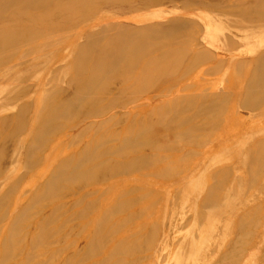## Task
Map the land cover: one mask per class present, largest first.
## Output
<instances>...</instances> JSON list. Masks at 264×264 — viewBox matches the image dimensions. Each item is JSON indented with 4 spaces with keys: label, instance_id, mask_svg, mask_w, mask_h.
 <instances>
[{
    "label": "bare ground",
    "instance_id": "1",
    "mask_svg": "<svg viewBox=\"0 0 264 264\" xmlns=\"http://www.w3.org/2000/svg\"><path fill=\"white\" fill-rule=\"evenodd\" d=\"M137 1L0 0V189H5L0 192V219L5 218L12 199L20 202L19 210L0 228V264H40L35 256L51 255L41 239L46 241L52 231L68 225L69 216L53 225V211L61 206L60 195L68 197L64 188L72 181H81L83 189L79 199L68 202V211L80 207L75 215L79 234L86 239L80 258L89 259V264H136L141 253L152 252L159 236L156 215L170 202L184 207L198 227H212V232L204 230L193 249L190 239L191 252L198 257L204 249H213L211 237L237 232L229 251L227 239L218 247V255L224 257L220 264H264V47H233L235 41L220 29L214 37L236 48L228 55L225 69L213 61L218 58L191 52L183 41L166 40L181 29L179 20L169 33L165 27L145 24L141 34L124 30L125 23L95 28L103 15L121 17L119 12L131 13L142 4L171 0ZM224 1L234 0L181 3L223 7ZM253 2L254 14L247 9L233 13L219 8L223 10L217 15L230 19V32L241 26L235 34L262 33L259 28L242 27L264 25V1ZM136 17L132 15L134 23ZM243 55L250 58L243 59L239 72L234 62ZM216 73L213 80L208 77ZM203 74L207 79L199 81ZM54 81H63L64 90L56 93L49 84ZM124 88L131 94L121 95ZM178 90H186L189 96L170 95ZM21 94L24 101L18 102ZM2 104L14 108L4 111ZM114 104L126 108L128 118L109 128L95 133L77 130V137L70 139L57 129L59 120L73 118L77 123V112L102 117ZM68 126L64 123L61 129ZM26 133L32 135V151L40 146L48 149L50 164L36 170L45 179L42 186L21 187L24 190L17 193V189L13 195L19 164L8 166L20 158L22 165L33 169L40 161L29 162ZM12 136L15 139L9 145ZM8 179L12 185L7 186ZM34 202L39 206L48 202L50 213L44 218L49 220L26 218ZM187 246L181 248L183 256ZM247 247L253 251L241 262L240 254Z\"/></svg>",
    "mask_w": 264,
    "mask_h": 264
},
{
    "label": "rangeland",
    "instance_id": "2",
    "mask_svg": "<svg viewBox=\"0 0 264 264\" xmlns=\"http://www.w3.org/2000/svg\"><path fill=\"white\" fill-rule=\"evenodd\" d=\"M181 1L182 0H171V1H168L165 3H157L156 5L155 4H153V5H151V4L143 5L142 4L140 8L135 9L131 13L119 12L121 17H118L119 15H113L110 19L107 16L103 15L102 17H100L97 20L95 28L96 29H104V28H107V26L109 27L111 24L114 26H118V25H120V23H125L124 24L125 27H123L124 30H126L129 33L136 32V34H141L145 30V28L143 27V25L145 24L144 26H149L148 28H153V27L155 29L161 28V30L163 27H165L166 29L164 32L167 31L166 33H169L168 30L175 24V22H177V20H179V21H182V22H180L181 23V29L173 36L171 34H168L166 36V40L170 39L171 41L172 40L183 41L184 43H186L188 49L191 52L196 53V51H201L200 53L204 52L205 55H209L208 57L218 58V60L215 59L213 61L220 63L222 65V68L226 67L225 64L229 60L228 55H232V52L235 53L234 50H236V48H233V47H236V45L241 44L245 47L253 46L251 48H254V49L257 47H258V49L261 47H264V42H263L264 41V25H252L251 23L243 24L242 27H245V29L248 27L249 28H259L262 31V33L256 32L255 34L248 35V37L247 36L244 37L240 34H235L240 29L241 26L232 27L231 28L232 32H230L228 30V28H230V25H228L229 24L228 21L230 19L229 18H220L219 15H217V12H219L218 10H223V9H219V8H224V9L229 8V9L234 11L233 13H238L244 9H247V11L251 12V14H254V6L252 4L254 3L253 1H255V0H234V1H230V2L224 1L223 7H215V6H209V5L205 6V5H201L199 2L182 4ZM194 1H199V0H194ZM213 1H215V0H213ZM257 1H264V0H257ZM135 2H138V1L135 0ZM250 2H251V4H250ZM227 3H228V5H226ZM213 9L215 12L213 11ZM37 12L39 13V11H37ZM133 14L135 15V17L137 16L135 18V19H137V20H135V23L132 21L133 20L132 19ZM123 18L126 20H124ZM251 20H253V19H251ZM155 22H156V24H155ZM220 29H223L224 31H226L228 33V35H230L232 37V39L235 41V44L233 47H230L223 40H220L218 37H214L219 32ZM261 40H262V42H261ZM247 43H249V44H247ZM254 43H256L257 46L254 45ZM254 46H256V47H254ZM249 55L238 56L241 59L238 58L239 60L238 59L235 60L234 64L236 65L237 70H239V72L242 71V67H243V65H241V62L243 61V59L247 60L248 58H250ZM221 62H223V63H221ZM223 65H224V67H223ZM222 68L220 69L221 72L224 71V70H222ZM177 71L178 72L181 71V68L179 65H178ZM218 74L219 73H216V75L210 74L212 77L209 75H208V77L211 80H213L214 78H216L218 76ZM189 78L190 77L187 78L186 84H188L187 82H188ZM206 79H207V76L203 74L202 79H200L199 81H204ZM189 81H190V79H189ZM49 84L51 86H55L56 93L64 90V88H65V83L63 81H54V82L49 83ZM21 85H23V83ZM261 89L262 88H258L256 90H261ZM214 90H216V89H214ZM16 91H12V92L14 93ZM218 91L223 94V93H226L228 90H223V91L218 90ZM131 92H132V90H131ZM13 93H11V94H13ZM107 94H106V96L111 95V94H108V95ZM125 94L126 95L131 94L128 88H124V91L121 93V95H125ZM58 95H60V94H58ZM170 95L175 96V97H180V98H183L185 96L186 97L189 96L188 93H186V90H178V91H175L174 93H172ZM22 96L23 95L21 94L19 99L16 98L18 102L24 101V100H22V98L24 99V96L23 97ZM166 96H168V95H166ZM144 97L148 98L146 96H144ZM165 98L166 97H160V99H165ZM36 100H38V99L36 98ZM155 100H157V99H155ZM131 105H130V108L132 107ZM1 106H2L4 111H6L7 108H11V109L14 108L13 105L10 106L8 104H2ZM26 107L29 108V105ZM34 108H35V105L32 103V107L30 108V110L34 111L35 110ZM126 110H127L126 108L119 106L117 104H114L102 116L103 118L98 117V116H88L85 114L83 115L80 112H77V114L79 115V117L77 119V123L75 121H73V118H70L67 120H59L57 123L58 124L57 129L60 130L64 135H67L68 139H70L72 137H77L76 135H74V134H77V130L85 129L83 131H88V132L90 131L91 133H95V132L100 131L104 128H109L110 126L117 123L118 121L125 119V117L128 116V115H126V114H128L125 112ZM120 114H122V115L124 114V115L119 116ZM117 116H119V117L116 119ZM100 118H101V120H100ZM127 118L128 117H126V119ZM207 118H208V120H211V117L208 115H207ZM101 122H103V124ZM64 123L71 124V126H68V128L66 130H62L61 127ZM100 124L103 125L104 127L101 126ZM5 129H7V127H5ZM26 134H28L27 135L28 137L26 136L27 138H26V141L24 144V148L26 149V151L30 152V153L26 152L27 158L30 160L29 162L34 161L36 158H37V160H40V161L33 164V166L35 165L33 167V169H32V166L28 167V164L22 165L20 158L18 159V161H20L19 163H18V161L13 162L12 164H10L8 166V168H11V167H14V165H16V164L17 165L19 164L18 166H15V169L17 170L16 174L19 177L18 184L16 186L12 185L11 179L10 180L8 179L9 180V183H7L8 185L5 183L7 186L12 185V188L14 187L13 188L14 189L13 195L16 194L15 190H17V189H18L17 193L24 190L21 187H24L27 190L28 188L32 189L36 186H38V187L42 186L44 183L43 181H45V179H43L44 178L43 176L38 177L36 170H37V168L41 169L42 168L41 165L50 164L49 159H51V155L48 157V154H49L48 149L45 151V149L42 146H40V147L36 148L34 151H32V148H34L33 140L31 139L32 135L30 133H26ZM86 136H88V134H86ZM54 137L49 138L47 140L52 141L54 139ZM14 139H15V136H12L11 137V143H9V145H12ZM192 139H194V138L192 137L190 140H192ZM80 141H81V138L78 139V142L76 145L77 147L80 146L79 145ZM61 155L62 154L60 153V157H62ZM11 156H12V154H11ZM46 156L48 158L47 160H45ZM17 167H20V168L17 169ZM22 174H24L25 176H28V177L27 178L22 177L20 179ZM35 177H37V178H35ZM32 179L34 180V182H32L33 181ZM3 181H5V180H3ZM67 187L64 188L69 193L68 197L65 198L66 200L61 195L58 197L59 202L61 200L62 201L60 202V205H61L60 208L57 211H53V212H55V213H53V214H55L54 215L55 218L53 219L54 220L53 225H55L57 223H61V221L59 219H61L62 216H64V217L69 216L70 219L67 217L68 225L66 227H63L61 231H52V233H51L52 235H50V237H48V239H46V241H44L43 238L41 239V244L49 246L52 250V253H51V255H45L44 254V255L35 256L37 258L36 260L40 264H54V263L57 264L58 260H59L58 264L59 263L60 264H68V263L70 264L72 262V259L74 262H76L75 264H89V262H90L89 259L88 260L81 259L83 257L81 255L82 254L81 252H83L84 246L86 245V239H85V236L82 235V233L79 234V232H81V231L78 229L79 228L78 220L76 219V215H75V213H76L75 210H78L80 207L76 206L75 209L73 207L71 212L68 211L70 209L68 202L71 203V201H75L76 199H79L81 197V191L80 190L83 189L82 182L81 181H77V182L72 181V182L68 183ZM2 190H5V189H0V192ZM173 194H174V189H173V192L170 194L169 197L172 198ZM26 195H27V193H25V195H22V196L25 197ZM12 200L13 201H11V203H9L7 211H6V213L9 212V214L5 213L4 214L5 218H4V216H2L0 219V228H3L7 225L8 220L14 214L13 211L15 212L17 209L19 210L20 202H18V200H16V199H12ZM25 201H26V199H25ZM25 203H27V202H24L23 206L25 205ZM40 203H41L40 206H39V202L38 203L34 202L30 205L31 208L28 209V211H27L28 213L26 214V216H27L26 218H28V216L30 218L28 220L31 221V220H34L38 217H40L44 220H47V219L49 220V218H44V217H46L50 213V205L47 204L48 202H40ZM42 203H44V204L42 205ZM33 204H35V205H33ZM241 206H239V207L235 206V207L241 208ZM39 207H40V209H39ZM10 208H11V210H10ZM42 212H44V213H42ZM174 212H175V214H173ZM188 213L184 207H181V206H175L174 207L173 205H171V202L168 205H166L164 207L163 211L161 212V215L160 214L156 215V220H157L156 221V224H157L156 235L157 236L159 235V236L156 239V243H154L152 245V247H154L153 248L154 250L152 249V252H151V249H150L148 251L141 253L139 255V258L138 259L136 258V260H137L136 264H156V263L157 264H191V262H192V264H205V263L206 264H220V261H222L224 259V257H220L218 255V253H219L218 247L222 246L224 243L223 241L227 239V241L228 240L231 241V244L227 248L229 251V249L233 243V240L231 238H233L234 235L240 234V233L236 232L233 235H227V237H224V238H222V237L217 238L216 236L211 237L209 242L212 245L213 249H211L210 252H208L207 248L204 249L198 257V254L195 253L194 251L191 252V249L195 248V245L198 243L199 238L205 234L204 230H208V231L212 232L213 229L211 226H210V229L209 228L205 229L206 227L205 228L204 227H198L196 219L191 218V217L188 218L189 217ZM40 214H41V216H39ZM189 215H190V213H189ZM158 219H160V220H158ZM172 220H173V222H172ZM193 220H194V222H193ZM5 221H6V223H5ZM132 221L135 222V221H137V219H134ZM158 221H160V222H158ZM47 222L48 221H46V223ZM161 222H162V224H161ZM49 223H51V221H49ZM167 223L169 225L168 227H167ZM191 223H193L192 227H191ZM161 227L163 229H161ZM186 227L188 228L187 230H186ZM189 227H191L190 231H189ZM160 231L162 232L161 234H160ZM80 235H82V236L80 237ZM79 237H80V239H79ZM82 238H84L85 241H83L84 239H82ZM71 239L73 241H71ZM159 239H160V242H159ZM190 239L193 240V243H192L193 245L191 244L192 240L190 241ZM79 240L82 242H80ZM78 241H79V243L77 244ZM181 241H182V243H181ZM187 243H188V246H187ZM71 244L73 246L72 248H71ZM185 245L187 246L188 250H190V251L188 252V250H187L188 254L186 253L183 256L181 248L184 247ZM191 245H192V248H191ZM74 246H77V247H74ZM62 247L64 249H62ZM69 248L72 251H69ZM67 249L69 252L67 251ZM76 249L79 252H77V251L75 252ZM248 249H249V247H247L240 254V256H241L240 261L241 262H244V260H245L244 256L245 255L247 256L249 253H251V251H253L252 247L249 250ZM190 253H192V254H190ZM74 255H76V257ZM80 256H81V258H80ZM189 256H191V257H189ZM70 257H73V258L71 260H69ZM59 258L61 259V261H63L62 263H61ZM33 260H35V258ZM66 260L68 261V263ZM52 262H54V263H52ZM74 262H72L71 264H74Z\"/></svg>",
    "mask_w": 264,
    "mask_h": 264
}]
</instances>
